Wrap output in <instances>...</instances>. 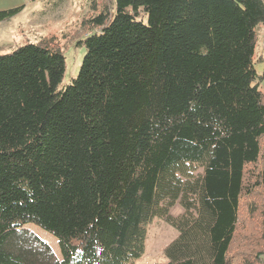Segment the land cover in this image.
<instances>
[{
    "label": "trees",
    "instance_id": "1",
    "mask_svg": "<svg viewBox=\"0 0 264 264\" xmlns=\"http://www.w3.org/2000/svg\"><path fill=\"white\" fill-rule=\"evenodd\" d=\"M88 22L63 88L58 46L0 55V264H136L156 217L179 235L155 264H264V0H116Z\"/></svg>",
    "mask_w": 264,
    "mask_h": 264
},
{
    "label": "rangeland",
    "instance_id": "2",
    "mask_svg": "<svg viewBox=\"0 0 264 264\" xmlns=\"http://www.w3.org/2000/svg\"><path fill=\"white\" fill-rule=\"evenodd\" d=\"M17 0H0V11L16 4ZM24 8L12 18L0 22V55L10 53L26 43H47L58 46L65 55V74L60 84L63 88L78 76L87 49L77 45L99 28L88 20L103 11L115 12L116 0H21ZM25 4V5H24ZM257 55L264 54V25L259 27ZM256 70L262 74L264 63L256 61ZM264 90V82L260 84ZM184 210L178 202L171 214L175 217ZM48 243L58 257L61 256L59 239L44 228L27 225ZM178 230L160 218L147 226L145 253L136 264H155L167 261L165 249L178 237Z\"/></svg>",
    "mask_w": 264,
    "mask_h": 264
},
{
    "label": "crops",
    "instance_id": "3",
    "mask_svg": "<svg viewBox=\"0 0 264 264\" xmlns=\"http://www.w3.org/2000/svg\"><path fill=\"white\" fill-rule=\"evenodd\" d=\"M20 1H21V0H17L15 5H12V6L6 7V8L3 9V10H7V9H11V8H15V7H19V6H21L20 3H22V2H20ZM24 5H25V4H24ZM22 6H23V4H22Z\"/></svg>",
    "mask_w": 264,
    "mask_h": 264
}]
</instances>
